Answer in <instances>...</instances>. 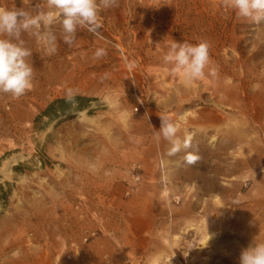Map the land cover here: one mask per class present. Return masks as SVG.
<instances>
[{
    "label": "rangeland",
    "instance_id": "1",
    "mask_svg": "<svg viewBox=\"0 0 264 264\" xmlns=\"http://www.w3.org/2000/svg\"><path fill=\"white\" fill-rule=\"evenodd\" d=\"M100 19L71 47L54 25L51 54L21 36L34 79L0 93V264H239L264 243V23L222 0H119ZM185 41L210 45L193 81L163 61ZM68 89L87 101L49 118ZM160 116L187 148L169 155Z\"/></svg>",
    "mask_w": 264,
    "mask_h": 264
},
{
    "label": "clouds",
    "instance_id": "2",
    "mask_svg": "<svg viewBox=\"0 0 264 264\" xmlns=\"http://www.w3.org/2000/svg\"><path fill=\"white\" fill-rule=\"evenodd\" d=\"M49 11L39 6L35 15L24 8L0 7V93L20 98L33 88V67L28 63L32 55L21 39L23 33H29L47 41L49 54L56 52L57 39L54 25H59L61 38L65 44L72 46L78 29L98 35L102 28L101 10L118 7L119 0H45ZM223 6L235 11L240 18L255 24L264 23V0H222ZM210 45L207 41L197 44L173 42L163 56L165 64H171L173 73H183L186 81H193L205 74L209 65ZM103 49L95 53L97 58L105 55ZM215 76L216 70L211 69ZM68 102H74L75 93L68 89ZM160 127L156 133L159 141L162 137L169 142V155H175L189 144L179 135V127L167 117L160 116ZM193 161L189 158V163ZM239 264H264V243H252L241 249Z\"/></svg>",
    "mask_w": 264,
    "mask_h": 264
},
{
    "label": "trees",
    "instance_id": "3",
    "mask_svg": "<svg viewBox=\"0 0 264 264\" xmlns=\"http://www.w3.org/2000/svg\"><path fill=\"white\" fill-rule=\"evenodd\" d=\"M87 99H83V98H79V97H75L74 102H68L67 99H60V100H56L54 101L47 109L46 114L49 118H52L54 114L53 110L57 109V112H55L56 114L58 113H62V114H66V110H64L65 105H71L73 103H82V102H86Z\"/></svg>",
    "mask_w": 264,
    "mask_h": 264
},
{
    "label": "built area",
    "instance_id": "4",
    "mask_svg": "<svg viewBox=\"0 0 264 264\" xmlns=\"http://www.w3.org/2000/svg\"><path fill=\"white\" fill-rule=\"evenodd\" d=\"M135 111L137 112V111H138V109H135Z\"/></svg>",
    "mask_w": 264,
    "mask_h": 264
}]
</instances>
